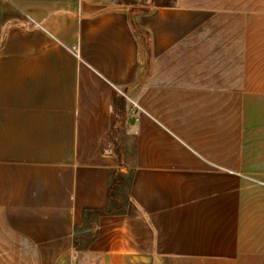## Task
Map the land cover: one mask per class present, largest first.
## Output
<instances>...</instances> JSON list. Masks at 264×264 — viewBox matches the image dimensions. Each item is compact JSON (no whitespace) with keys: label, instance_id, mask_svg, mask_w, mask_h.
Segmentation results:
<instances>
[{"label":"crops","instance_id":"crops-1","mask_svg":"<svg viewBox=\"0 0 264 264\" xmlns=\"http://www.w3.org/2000/svg\"><path fill=\"white\" fill-rule=\"evenodd\" d=\"M144 2L0 0V264H264V0Z\"/></svg>","mask_w":264,"mask_h":264},{"label":"trees","instance_id":"trees-1","mask_svg":"<svg viewBox=\"0 0 264 264\" xmlns=\"http://www.w3.org/2000/svg\"><path fill=\"white\" fill-rule=\"evenodd\" d=\"M177 0H146L140 4L143 12L150 11L151 8L173 7ZM138 6L136 1L130 2ZM1 48V46H0ZM127 99L116 92L113 94L111 107L113 112L120 118L119 123L115 122L113 116L112 127L107 135V142L111 147V153L118 159L119 167L111 171V185L109 188V208L107 209H87L85 211L84 229L87 232L83 235H75L73 247L76 251L82 248V244L90 245L98 237V219L101 216L124 215L127 213L128 205L133 198L130 194L133 182L132 170L126 163L127 150L120 137L121 127L126 122Z\"/></svg>","mask_w":264,"mask_h":264},{"label":"rangeland","instance_id":"rangeland-1","mask_svg":"<svg viewBox=\"0 0 264 264\" xmlns=\"http://www.w3.org/2000/svg\"><path fill=\"white\" fill-rule=\"evenodd\" d=\"M119 121H120V118L117 117V119H115V122L119 123ZM121 130H122V135H123L124 138H126V135H127L128 132H130V134H131V131H129V125H127L125 128H122ZM124 140H126V139H124ZM126 141L129 144H132V142H131L132 141V136H130V138H128ZM130 165H131V163H130Z\"/></svg>","mask_w":264,"mask_h":264}]
</instances>
